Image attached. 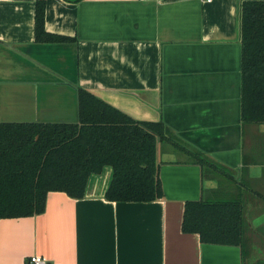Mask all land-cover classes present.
<instances>
[{
	"label": "crops",
	"instance_id": "crops-1",
	"mask_svg": "<svg viewBox=\"0 0 264 264\" xmlns=\"http://www.w3.org/2000/svg\"><path fill=\"white\" fill-rule=\"evenodd\" d=\"M45 30L37 37V2ZM244 0H0V122H78L83 88L159 123L163 196L47 194L41 213L0 217V264L41 254L60 264H258L264 261V122L242 114ZM236 200L242 244L183 230L188 202Z\"/></svg>",
	"mask_w": 264,
	"mask_h": 264
},
{
	"label": "trees",
	"instance_id": "trees-1",
	"mask_svg": "<svg viewBox=\"0 0 264 264\" xmlns=\"http://www.w3.org/2000/svg\"><path fill=\"white\" fill-rule=\"evenodd\" d=\"M44 12L38 1V39H59L45 30ZM79 102L78 122H0V217L43 212L51 190L82 197L90 175L106 165L113 168L107 198L163 196L156 158L163 127L134 119L83 88ZM242 114L247 122H264V0L242 3ZM182 227L207 241L242 244L244 211L232 199L188 202Z\"/></svg>",
	"mask_w": 264,
	"mask_h": 264
},
{
	"label": "built area",
	"instance_id": "built-area-1",
	"mask_svg": "<svg viewBox=\"0 0 264 264\" xmlns=\"http://www.w3.org/2000/svg\"><path fill=\"white\" fill-rule=\"evenodd\" d=\"M25 264H60V263L56 261H52L48 257L41 254H32L28 258Z\"/></svg>",
	"mask_w": 264,
	"mask_h": 264
}]
</instances>
